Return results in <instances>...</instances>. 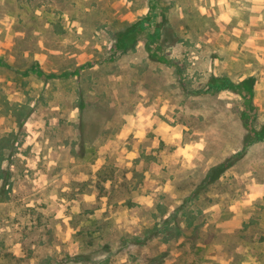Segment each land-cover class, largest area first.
<instances>
[{
	"label": "rangeland",
	"instance_id": "rangeland-1",
	"mask_svg": "<svg viewBox=\"0 0 264 264\" xmlns=\"http://www.w3.org/2000/svg\"><path fill=\"white\" fill-rule=\"evenodd\" d=\"M0 264H264V0H0Z\"/></svg>",
	"mask_w": 264,
	"mask_h": 264
},
{
	"label": "trees",
	"instance_id": "trees-1",
	"mask_svg": "<svg viewBox=\"0 0 264 264\" xmlns=\"http://www.w3.org/2000/svg\"><path fill=\"white\" fill-rule=\"evenodd\" d=\"M155 15H153V17L151 16H143L140 19H138L137 21L131 23V24H127L125 25L121 30L117 31L115 33V45L114 47L117 50H121L123 52H127L130 50H133L137 44L138 41V37L140 35V33H142L145 29H150L155 27ZM165 17H162V24H164V22L166 23ZM156 37H159V34L157 33L155 35ZM230 85V82L228 79L226 78H221V79H212L208 85H207V91L209 92H217L220 91L222 89H226L228 88ZM228 166H225L223 168H219L217 169V171L215 172V175H211L210 176V181H215L216 179H218V177H220L222 175V173L225 171V169ZM98 228H95L94 231H96ZM95 241V240H94Z\"/></svg>",
	"mask_w": 264,
	"mask_h": 264
}]
</instances>
